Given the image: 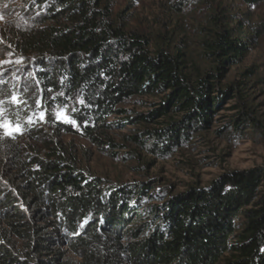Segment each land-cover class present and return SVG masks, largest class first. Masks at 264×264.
Listing matches in <instances>:
<instances>
[{"label": "trees", "instance_id": "16d2710c", "mask_svg": "<svg viewBox=\"0 0 264 264\" xmlns=\"http://www.w3.org/2000/svg\"><path fill=\"white\" fill-rule=\"evenodd\" d=\"M22 1V22L7 28L4 41L26 60L41 109L48 114L66 105L86 139L113 149L110 131L155 124L172 108L180 119L128 138L158 159L208 129L231 90L215 96L210 81L240 63L253 41L239 22L215 13L203 46L217 63L216 74L191 82L181 53L163 43L151 52L147 39L113 18L108 0ZM164 93L159 109L119 117L126 114L123 105ZM48 123L56 134L72 132ZM256 125L243 114L232 135ZM6 158L11 172L0 167V264H264L262 169L231 172L208 187L173 194L144 182L111 184L57 149L44 157L35 148L0 152V163Z\"/></svg>", "mask_w": 264, "mask_h": 264}, {"label": "rangeland", "instance_id": "374dc122", "mask_svg": "<svg viewBox=\"0 0 264 264\" xmlns=\"http://www.w3.org/2000/svg\"><path fill=\"white\" fill-rule=\"evenodd\" d=\"M23 4L22 0H0V110L6 122L21 125L28 121L29 125H21L23 134L11 139L0 130V152L35 148L44 157L57 149L73 158L80 170L111 184L144 182L173 194L191 187H208L231 172L264 171V2L248 6L242 0H108L113 18L123 20L127 32L147 39L151 52L163 43L172 52L181 53L191 82L207 73L216 74L217 63L205 54L203 46L212 37L215 13H223L225 21L239 22L253 39L240 63L227 67L222 77L210 81L215 85V96H220V90H231L215 109L208 129L195 133L186 146L165 159L150 156L128 138L180 119L182 115L172 108L155 124H130L110 131L116 145L112 149L96 146L84 137L80 126L57 119L56 112L64 110L56 108L47 114L38 107L26 60L10 51L3 35L7 28L22 22L18 17ZM21 90L28 94L18 95ZM167 94L133 100L121 107L126 114L119 117L135 118L155 111ZM13 95L24 103L12 102ZM42 111L46 113L44 120L39 119ZM28 114L29 118L24 119ZM243 114L257 122L256 128L232 135L231 128ZM52 120L70 126L72 132L56 134L48 126ZM4 161L0 167L8 173L11 167L7 158Z\"/></svg>", "mask_w": 264, "mask_h": 264}, {"label": "snow or ice", "instance_id": "6c2138e0", "mask_svg": "<svg viewBox=\"0 0 264 264\" xmlns=\"http://www.w3.org/2000/svg\"><path fill=\"white\" fill-rule=\"evenodd\" d=\"M5 7H7V5H5ZM2 18V17H0ZM60 95H63V93H61ZM12 102H14L17 105H20L22 103H24V101H22L20 99L19 96L13 95L11 97ZM53 100H55V97H53ZM38 103V107H43V105L40 103V101L37 102ZM78 103L81 105H85L86 102L84 99H79ZM73 111H76V109L74 108ZM46 116L45 112H41L39 115V119L40 120H44ZM56 116L57 119L63 120L64 122H68L74 125H78V121L70 118L68 115H66V105H65V111H57L56 112ZM30 123L32 122L31 120L29 121ZM86 123V121H85ZM0 130H3V135L7 138H15V136L17 135H21L23 134V128L21 127V125L18 122H12V121H5L2 115V110H0Z\"/></svg>", "mask_w": 264, "mask_h": 264}]
</instances>
